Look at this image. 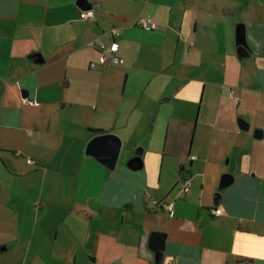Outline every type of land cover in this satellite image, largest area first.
Returning a JSON list of instances; mask_svg holds the SVG:
<instances>
[{
  "label": "crops",
  "instance_id": "0c3cea01",
  "mask_svg": "<svg viewBox=\"0 0 264 264\" xmlns=\"http://www.w3.org/2000/svg\"><path fill=\"white\" fill-rule=\"evenodd\" d=\"M78 1L0 0V264H264V0Z\"/></svg>",
  "mask_w": 264,
  "mask_h": 264
},
{
  "label": "water",
  "instance_id": "95a60500",
  "mask_svg": "<svg viewBox=\"0 0 264 264\" xmlns=\"http://www.w3.org/2000/svg\"><path fill=\"white\" fill-rule=\"evenodd\" d=\"M78 2L83 9L94 7V4L91 0H79ZM236 39L239 55H249L251 53V49L247 41L246 25L243 22H239L237 25ZM90 130L97 132V134L93 136L88 142L87 153L94 155L102 163L114 168L122 149V138L116 133L104 132L102 128L90 127ZM132 162L141 163L140 154L132 158L129 163ZM233 179V173H224L222 175L219 187L224 188L228 186L233 181ZM217 195H219V193H217ZM164 237L165 234L159 231H154L151 236L150 246L156 251L157 260H160L161 252L164 249Z\"/></svg>",
  "mask_w": 264,
  "mask_h": 264
},
{
  "label": "built area",
  "instance_id": "2783aa9c",
  "mask_svg": "<svg viewBox=\"0 0 264 264\" xmlns=\"http://www.w3.org/2000/svg\"><path fill=\"white\" fill-rule=\"evenodd\" d=\"M80 18L82 20H97L98 19V13L95 8H88L83 9ZM138 23H140L143 26L146 27H157L158 24L148 21L146 18L141 17L138 19ZM96 48L98 50V58L96 60H92L90 65L91 67H97L99 65L104 64H114V65H123L124 64V58L118 54L120 44L118 41H113L111 43H108L106 40H100L96 43ZM31 102H35L32 101ZM27 162L30 164H34L36 160L30 156L27 155L26 157ZM188 189L187 182L183 183V186L181 188V191H186ZM154 203L156 206L160 207L161 209L165 210H172L175 205V201H168V200H154ZM214 212L216 214L222 213L221 208H215Z\"/></svg>",
  "mask_w": 264,
  "mask_h": 264
},
{
  "label": "rangeland",
  "instance_id": "374dc122",
  "mask_svg": "<svg viewBox=\"0 0 264 264\" xmlns=\"http://www.w3.org/2000/svg\"><path fill=\"white\" fill-rule=\"evenodd\" d=\"M115 168H110L111 171H113ZM117 169V168H116ZM118 171V170H117Z\"/></svg>",
  "mask_w": 264,
  "mask_h": 264
}]
</instances>
